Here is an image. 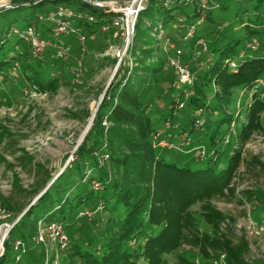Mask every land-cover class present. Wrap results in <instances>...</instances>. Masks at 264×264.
I'll return each mask as SVG.
<instances>
[{"label":"rangeland","instance_id":"1","mask_svg":"<svg viewBox=\"0 0 264 264\" xmlns=\"http://www.w3.org/2000/svg\"><path fill=\"white\" fill-rule=\"evenodd\" d=\"M52 1L54 0H0L1 4L8 5L0 7V16L7 12L14 13L16 9L30 4H43L42 9L36 11L39 22L32 27L42 38L54 45L39 59L33 57L31 48L22 39L23 43H20L12 37L6 46L8 58H15V61L0 75V245L7 230L6 225H16L24 214L37 206L47 187H51L57 180L56 177L64 173L67 167H71L70 163L73 164L76 160L75 154L83 143L75 149L94 111L101 106L105 98L102 97L107 94L111 84L114 86V92L121 81V77L115 80L116 76L111 80L115 70L116 75L121 73L126 76L122 80L123 83L129 80L136 70L139 71L138 75L146 80L145 86L150 89L148 114L156 126H161L166 116L172 112L173 121L191 134L195 151L182 153L162 150L169 163L182 166L183 162H191L203 152L204 159L201 158V162L195 163L194 167L205 169L211 162V156L218 152L222 168L228 165L231 155L238 149L246 160L257 157L264 164V134L254 135L243 147L237 140V133L245 123L248 105L254 92L236 88L230 104L225 105L223 100L214 96L213 88L199 84V79L212 64L214 57H218L230 43L237 44L235 50L244 59L258 55L260 49L251 48L254 39L247 37L245 28L249 22L255 21L256 15L264 12L263 1L255 0L250 4L245 0H196L198 4L191 5L183 2L180 4L184 6L181 7L183 14L173 13L174 20L168 25H164L158 15L153 19L140 17L144 25L143 34L152 40L145 38L150 41L147 44L140 41V38L136 40L135 34L132 47L121 61L114 55L115 50L123 45L121 38L115 37V29L104 32L102 23L89 22L88 17L91 14L85 10L80 11L74 0L60 2L56 7L47 3ZM98 1L125 4L134 0ZM150 1H143L142 12L147 9ZM158 2V8L168 10L179 4L175 0ZM60 7L74 13V33L55 38L54 25L49 15ZM196 11L201 16L197 24L186 26L187 17ZM208 15L211 17L209 20ZM192 25L194 27H191ZM28 28L31 27L17 29ZM195 31L205 41L207 52L198 53L197 44H191L190 35ZM80 36L86 38L84 44L79 41ZM171 44L183 52L181 60L190 68L194 78L192 84L180 90L173 88L176 76L168 64L169 56L174 53L169 49ZM258 44H261V48L263 41L260 40ZM57 46L69 48L64 59L56 57ZM235 62L239 64L242 60L238 57ZM78 63L82 65V72L80 80L76 81L73 70ZM142 64L148 68L150 66L161 69L153 77L147 73V68L142 69ZM38 74L43 80L56 79V89L47 94L37 91L29 78ZM261 89H264V81L260 89L257 88L260 91ZM262 94L264 95V90ZM193 97L198 101L197 104L191 103ZM178 103H183L184 108L177 110ZM225 116L232 118L233 124L224 123L218 126L217 122L222 121ZM196 121L201 124L197 128L194 127ZM262 122L264 125V114ZM91 130L92 128L89 134ZM93 140L94 134L89 144ZM101 166L110 176H116L108 162ZM86 170L87 177L91 176L92 172ZM234 187V198L212 202L213 208L222 215L220 223L208 224L202 214L201 205L192 208L200 234L211 239L243 238L249 244L246 262L264 264V174L255 168H242ZM99 190L100 187L95 189ZM35 192L34 196L31 195ZM103 204L101 197L97 196L80 207L81 212L87 210L93 214L91 222L80 221L77 216L80 212L72 217L74 223L66 229L70 239L69 248L60 249L50 242L47 249L27 243V253L21 257L20 262L43 264L48 260L49 264H82L81 259L75 255L77 249L74 244L79 243L90 251H96L106 245V236L115 230ZM45 214L46 211H43L37 217ZM4 216L8 217L4 219ZM54 221L56 220L53 218H47L44 224L47 226ZM40 222L42 221H38L37 228ZM63 224L67 225V222ZM8 236L3 241V248ZM79 236L82 237L80 242ZM180 257L192 264L227 262L223 255L210 253V257H205L198 249L188 246L168 256L167 261L169 264H179ZM135 264L145 263L139 259Z\"/></svg>","mask_w":264,"mask_h":264},{"label":"trees","instance_id":"2","mask_svg":"<svg viewBox=\"0 0 264 264\" xmlns=\"http://www.w3.org/2000/svg\"><path fill=\"white\" fill-rule=\"evenodd\" d=\"M65 1L69 0L47 3L57 6ZM158 1L151 0L147 9L140 12L135 25L136 40L140 38L142 42H150L145 39L149 36L143 34L144 25L140 17L153 19L158 15V19L161 18L162 23L168 25L174 20L173 13H182L181 7L184 6L178 4L168 10L158 8ZM245 1L251 4L255 0ZM73 2L80 11L85 10L96 17V24H101L102 14L99 10L77 1ZM43 6L30 4L16 9L14 13L7 12L0 16V75L15 61V58L7 56L6 46L9 45V39L14 37L23 43L15 34V30L37 24L39 17L36 11ZM197 12L188 17L185 15L186 26L197 24L201 17ZM256 16L255 21L249 22L245 30L249 39L263 41L262 47L256 52L258 55L244 59L235 50L237 44L230 43L218 57H214L212 64L199 79V84L213 88L214 96L223 100L225 105L230 104L236 88L252 91L258 86V81H264V12ZM210 18L208 15L207 19ZM193 25L191 27H194ZM198 39L202 38L195 31L191 44L194 45ZM238 57L242 62L237 63L236 70H231L227 62H235ZM142 67L143 70L147 68V73L153 77L161 69L150 66L148 68L145 64H142ZM138 72L136 70L125 83L122 82L125 75H116L115 80L121 77V81L114 92L113 84L108 89L90 134H87L75 154L76 160L73 164L70 163L71 167H67L45 192L39 204L24 214L12 229L4 243L5 252L0 258V264L24 263L17 260L19 253L15 250V244L17 241H22L25 245L32 243L38 221L44 222L47 218H53L56 220L54 222H67V225H64L66 231L74 223L72 217L78 212L81 213L80 207L97 196L103 200L104 209L108 211L115 230L106 236V245L96 251H90L79 243L74 244L77 249L75 255L81 259L82 264H135L139 259L145 264H169L167 257L178 253L184 246L198 249L205 257H210V253L223 255L226 257V264H248L245 260L249 253L248 242L243 238L211 239L200 234L192 208L201 205L202 214L208 224L220 223L222 215L213 208L212 202L234 198V183L239 171L242 168H255L264 174V164L257 157L246 160L238 149L231 155L228 165L222 168L218 152L211 156V162L205 169L194 167L195 163L201 162V158H193L191 162L185 161L182 166L169 163L163 155L164 151L153 147L152 135L160 126H156L148 114L150 89L145 86L146 80L141 78ZM29 79L41 93H51L57 87L56 79L43 80L39 74ZM263 90H257L252 96L245 123L237 133L241 147L254 135L264 134ZM193 98L191 103L197 104L198 101ZM105 119L109 123L108 128L102 125ZM168 119H174L172 112L166 116L164 122ZM232 121V118L225 116L217 124L232 125ZM93 134L94 140L89 144ZM96 155L108 156V160L101 163ZM107 162L113 169L112 173L116 174L115 177L103 170L101 165ZM86 169L92 172L91 176L87 177ZM95 185H99V191H95ZM35 194L36 192L31 195ZM43 211H46V214L37 217ZM77 216L80 221L91 222L87 217L82 218L78 214ZM81 238L79 236V242ZM179 264L192 263L180 257Z\"/></svg>","mask_w":264,"mask_h":264},{"label":"built area","instance_id":"3","mask_svg":"<svg viewBox=\"0 0 264 264\" xmlns=\"http://www.w3.org/2000/svg\"><path fill=\"white\" fill-rule=\"evenodd\" d=\"M80 3H83L95 10H103L101 13V23L102 30L104 32L109 31L111 28L116 30L115 37L121 38L123 41V45L120 48L115 50V57L121 61L126 55L129 49L132 47L135 37V25L138 19L140 12L143 11V1L140 3L138 8H134L132 6L133 1L131 3L119 4L113 2H102L98 0H74ZM173 1V0H172ZM179 4L185 2L186 4H198L196 0H175ZM50 20L54 25L53 36L55 38L70 36L74 33L72 22L74 19V13L69 12L67 8L60 7L54 13H51ZM89 22L96 21L97 18L93 16L88 17ZM191 32V30L188 32ZM15 34L21 38L25 43L29 45L31 48V52L34 58L39 59L43 56L45 51L54 47V45L42 38V36L33 28H28L26 30H15ZM194 33H191L190 36H193ZM187 40V37L186 39ZM79 41L84 44L86 38L84 36L79 37ZM198 46V53L207 52V45L203 39L196 40L195 42ZM57 45V44H56ZM171 52H174L173 55L169 56L168 64L170 68L173 70L176 76V82L173 84V88L180 90L183 87H186L193 82V73L190 68L185 65L181 57L183 52L177 49L173 44L169 46ZM251 48L253 50H257L259 48V44L256 40H254ZM55 54L58 59H64L69 52V48H64L62 46H57L55 48ZM227 64L231 70L237 69V64L234 61H228ZM82 65L78 63V65L74 68V76L76 81H79L81 78ZM258 86L253 88L252 92H256L257 88H259L263 82L258 81ZM256 90V91H255ZM177 110L184 108L183 103H178L176 105ZM102 125L104 127H109V123L107 119L103 120ZM201 124L199 121H196L194 127L197 128ZM107 127V128H108ZM153 147L158 148L160 150H169V151H177L182 153H193L195 151V147L193 144V139L191 134L183 129L178 123H175L173 120L168 119L162 123V125L157 129L156 132L152 135ZM204 153L200 152L198 158H203ZM214 155V154H213ZM99 162L103 163L108 160V156L96 155ZM204 159V158H203ZM95 189H99V185H95ZM8 216H4L3 218H7ZM79 217H87L91 219L93 214L89 211L81 212ZM15 226V224L8 226L6 225L7 230L4 235L9 233L10 230ZM31 242L36 246H43L44 248H48V243L56 244L60 249H67L70 247V239L65 231L64 224L62 222H52L49 225H45L44 222H40L36 231V234L32 237ZM3 244L0 245V257L4 255ZM15 250L18 251L17 260L20 261L23 254L26 251V245L22 241H17L15 244ZM43 264H49L48 260Z\"/></svg>","mask_w":264,"mask_h":264},{"label":"water","instance_id":"4","mask_svg":"<svg viewBox=\"0 0 264 264\" xmlns=\"http://www.w3.org/2000/svg\"><path fill=\"white\" fill-rule=\"evenodd\" d=\"M142 1H143V0H134L132 6H133L134 8H138V7L140 6V3H141ZM6 7H8V5H7ZM116 73H117V71L115 70V72H114V74H113V76H112V79H111L112 81H113L114 77L116 76ZM105 94H106V93H105ZM105 94H104V96L102 97V99L105 97ZM99 107H100V106L97 107L95 113H94L93 116H92V123H91V125L89 126L87 133L82 137V139L80 140V142H79V144L77 145V147H76L75 150H77V149L79 148V146L83 143V141L85 140V138H86L88 132L90 131L89 129L92 128V126H93V124H94V119H95L96 114H97V112H98V110H99ZM66 166H67V165H66ZM56 178H58V177H56ZM49 187H50V186H48L46 190H48ZM7 236H8V233L5 234L4 237L2 238V244H3V241L7 238Z\"/></svg>","mask_w":264,"mask_h":264},{"label":"bare ground","instance_id":"5","mask_svg":"<svg viewBox=\"0 0 264 264\" xmlns=\"http://www.w3.org/2000/svg\"><path fill=\"white\" fill-rule=\"evenodd\" d=\"M2 6H7V3H6V4H1V3H0V7H2ZM94 112H95V111H94ZM91 123H92V119L89 120L88 126H87V128L85 129V131H84V133H83V136L87 133L88 128H89V126L91 125ZM89 130H90V129H89ZM83 136H82V137H83ZM81 139H82V138H81ZM81 139H80V140H81ZM3 236H4V235H3Z\"/></svg>","mask_w":264,"mask_h":264}]
</instances>
